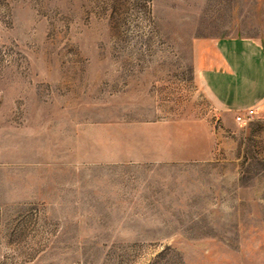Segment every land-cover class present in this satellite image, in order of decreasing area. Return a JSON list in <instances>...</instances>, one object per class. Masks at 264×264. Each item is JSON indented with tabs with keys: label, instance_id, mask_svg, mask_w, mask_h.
<instances>
[{
	"label": "rangeland",
	"instance_id": "obj_1",
	"mask_svg": "<svg viewBox=\"0 0 264 264\" xmlns=\"http://www.w3.org/2000/svg\"><path fill=\"white\" fill-rule=\"evenodd\" d=\"M264 0H0V264H264V115L198 73Z\"/></svg>",
	"mask_w": 264,
	"mask_h": 264
},
{
	"label": "crops",
	"instance_id": "obj_2",
	"mask_svg": "<svg viewBox=\"0 0 264 264\" xmlns=\"http://www.w3.org/2000/svg\"><path fill=\"white\" fill-rule=\"evenodd\" d=\"M199 78L229 115L254 108L264 115V42L245 36L210 39L198 54Z\"/></svg>",
	"mask_w": 264,
	"mask_h": 264
},
{
	"label": "built area",
	"instance_id": "obj_3",
	"mask_svg": "<svg viewBox=\"0 0 264 264\" xmlns=\"http://www.w3.org/2000/svg\"><path fill=\"white\" fill-rule=\"evenodd\" d=\"M256 111L254 108H249L245 111H240L236 114L235 118L239 122H245L251 119L255 115Z\"/></svg>",
	"mask_w": 264,
	"mask_h": 264
}]
</instances>
